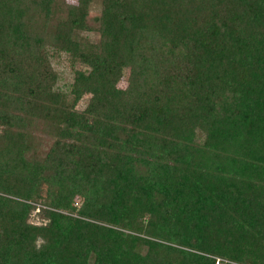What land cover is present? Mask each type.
Listing matches in <instances>:
<instances>
[{
    "label": "trees",
    "instance_id": "1",
    "mask_svg": "<svg viewBox=\"0 0 264 264\" xmlns=\"http://www.w3.org/2000/svg\"><path fill=\"white\" fill-rule=\"evenodd\" d=\"M63 1L0 0V264H264V0Z\"/></svg>",
    "mask_w": 264,
    "mask_h": 264
},
{
    "label": "rangeland",
    "instance_id": "2",
    "mask_svg": "<svg viewBox=\"0 0 264 264\" xmlns=\"http://www.w3.org/2000/svg\"><path fill=\"white\" fill-rule=\"evenodd\" d=\"M63 1V0H62ZM78 0H64L61 5L66 6L68 4L70 5H75L77 4ZM99 6H96L89 14L88 17V22L90 24H94L93 18L98 16L100 14V9L98 8ZM91 37L93 40H98V34L93 32L90 33ZM50 60L52 63L53 68L55 71L58 73V81L56 85V89L64 91V92H69V89L72 85L73 82V74H74V67L76 69L84 68L79 62H75L73 64V61L71 60L70 56L67 55L66 53H59L53 49L48 48L47 49ZM130 76V69L126 68L124 70V75L119 83V87L122 89H125L128 87V80ZM88 96L84 97L77 105V110L81 111L84 110L88 104ZM38 137L41 139V143L43 146V150L47 151L52 144V138L49 136H45L44 134L40 133L38 134ZM47 190V185L42 184L41 187V200H36L33 202V205H35L36 209L32 212L30 222L37 224V225H42L47 223L46 220L43 219L42 213L44 209H49V207L46 206L47 202L49 201L46 197V191ZM47 199V200H46ZM83 202V199H79L76 202V205L79 207Z\"/></svg>",
    "mask_w": 264,
    "mask_h": 264
}]
</instances>
